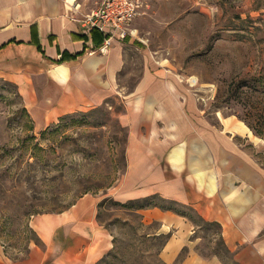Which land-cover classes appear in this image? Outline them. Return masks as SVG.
<instances>
[{
  "label": "crops",
  "instance_id": "obj_1",
  "mask_svg": "<svg viewBox=\"0 0 264 264\" xmlns=\"http://www.w3.org/2000/svg\"><path fill=\"white\" fill-rule=\"evenodd\" d=\"M72 6L0 0V79L15 86L35 129L106 102L125 63L119 40L101 53V44L82 36L84 19ZM182 86L153 65L143 70L120 115L125 164L109 194L122 203L157 195L182 210H138L166 236L159 252L165 264H225L198 252L191 210L219 224L235 261L264 264V168L248 136L221 119L219 127L209 125ZM103 198L85 193L64 210L36 214L30 225L39 243L20 258L0 254V264H99L113 248L112 232L98 218Z\"/></svg>",
  "mask_w": 264,
  "mask_h": 264
},
{
  "label": "rangeland",
  "instance_id": "obj_2",
  "mask_svg": "<svg viewBox=\"0 0 264 264\" xmlns=\"http://www.w3.org/2000/svg\"><path fill=\"white\" fill-rule=\"evenodd\" d=\"M100 1L74 0L72 8L83 19ZM141 1L134 35L119 41L125 63L115 91L101 105L35 129L15 86L0 79V254L23 257L39 243L33 216L95 193L104 197L98 218L113 235L99 264H165L159 223H144L135 207L109 194L125 164L120 115L147 66L177 78L209 125L242 121L259 139L247 138L264 168V0ZM189 215L198 224V252L235 264L219 229Z\"/></svg>",
  "mask_w": 264,
  "mask_h": 264
},
{
  "label": "built area",
  "instance_id": "obj_3",
  "mask_svg": "<svg viewBox=\"0 0 264 264\" xmlns=\"http://www.w3.org/2000/svg\"><path fill=\"white\" fill-rule=\"evenodd\" d=\"M143 6L141 0H101L95 9L84 16V27L88 33L96 29L103 36L99 52H107L113 40L123 41L134 35L130 24Z\"/></svg>",
  "mask_w": 264,
  "mask_h": 264
},
{
  "label": "trees",
  "instance_id": "obj_4",
  "mask_svg": "<svg viewBox=\"0 0 264 264\" xmlns=\"http://www.w3.org/2000/svg\"><path fill=\"white\" fill-rule=\"evenodd\" d=\"M82 36L85 37L86 39L91 37L92 41H94L98 45H100L102 43V41H103L102 34L100 32H98L96 29H92V30L89 31L88 34H82ZM62 59H64V58H62ZM126 205H130L132 207H135V210L149 208V207L158 205V206H160V207H162L164 209H172V210H174L176 212L182 211V210H180V208L177 207V205L174 202H172V201L167 202L166 200L162 199L161 197H159L157 195L148 196V197H145V198H142V199L130 200V201H128L126 203ZM190 214L195 215L193 210L190 211ZM199 220L206 226H215V227H217L219 229V231H220V226H219L218 223H216V222H207V221H204L202 219H199ZM165 241H166V236H165V239L162 241V245L165 243ZM222 247H223L224 250L228 251L227 248L225 247L224 243H223ZM213 255H217V254L214 253ZM182 256H183V253L180 254V256L178 257V260ZM234 263L235 264H240V263H238L236 261Z\"/></svg>",
  "mask_w": 264,
  "mask_h": 264
},
{
  "label": "bare ground",
  "instance_id": "obj_5",
  "mask_svg": "<svg viewBox=\"0 0 264 264\" xmlns=\"http://www.w3.org/2000/svg\"><path fill=\"white\" fill-rule=\"evenodd\" d=\"M68 4H74V0H67ZM226 128L237 131L242 134H246L250 139L252 140H259L256 136H254L251 132V130L242 122V121H237V122H231L229 119H224Z\"/></svg>",
  "mask_w": 264,
  "mask_h": 264
}]
</instances>
